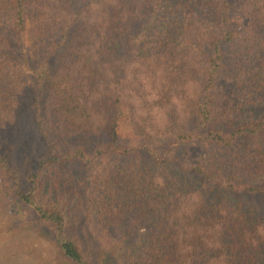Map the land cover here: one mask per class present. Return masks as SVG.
Masks as SVG:
<instances>
[{"label": "trees", "instance_id": "16d2710c", "mask_svg": "<svg viewBox=\"0 0 264 264\" xmlns=\"http://www.w3.org/2000/svg\"><path fill=\"white\" fill-rule=\"evenodd\" d=\"M29 114L5 196L62 259L264 264V0H0V131Z\"/></svg>", "mask_w": 264, "mask_h": 264}, {"label": "rangeland", "instance_id": "374dc122", "mask_svg": "<svg viewBox=\"0 0 264 264\" xmlns=\"http://www.w3.org/2000/svg\"><path fill=\"white\" fill-rule=\"evenodd\" d=\"M46 127L51 131L49 126ZM1 130L0 144L8 157L9 163L22 171L28 166H33L39 153L44 148V141L38 133L34 117L29 114L14 128ZM52 136L58 140L62 149L79 146L88 147L97 142L93 138L59 140L55 134L52 133ZM2 170L0 168V177L3 178L1 180L2 185L0 184L2 207H0V243L5 242L6 245H10V247H6L5 253L20 251L18 253L23 256V260L19 264H72L62 259L52 243L45 239L42 229L37 224V215L29 204L24 202L9 204L5 194L12 197L14 182L10 176H4ZM71 201V199H68V202ZM71 211H73V208H71ZM11 214H14L13 217L10 216ZM74 218L77 220V216ZM100 239V237L99 239L92 238L90 242L86 243V247L99 248L102 245Z\"/></svg>", "mask_w": 264, "mask_h": 264}, {"label": "crops", "instance_id": "0c3cea01", "mask_svg": "<svg viewBox=\"0 0 264 264\" xmlns=\"http://www.w3.org/2000/svg\"><path fill=\"white\" fill-rule=\"evenodd\" d=\"M10 247V245H6L5 242L0 243V264H19L22 263L23 256L19 255L20 251L5 253L6 247ZM4 253V254H3ZM53 264V263H48Z\"/></svg>", "mask_w": 264, "mask_h": 264}]
</instances>
